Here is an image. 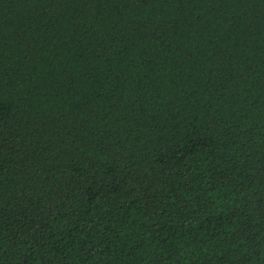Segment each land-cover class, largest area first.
Here are the masks:
<instances>
[{"label": "trees", "instance_id": "obj_1", "mask_svg": "<svg viewBox=\"0 0 264 264\" xmlns=\"http://www.w3.org/2000/svg\"><path fill=\"white\" fill-rule=\"evenodd\" d=\"M0 264H264V0H0Z\"/></svg>", "mask_w": 264, "mask_h": 264}]
</instances>
